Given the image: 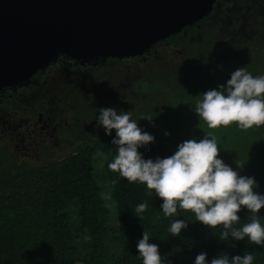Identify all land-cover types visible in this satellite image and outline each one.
<instances>
[{
	"label": "trees",
	"instance_id": "obj_1",
	"mask_svg": "<svg viewBox=\"0 0 264 264\" xmlns=\"http://www.w3.org/2000/svg\"><path fill=\"white\" fill-rule=\"evenodd\" d=\"M218 7L155 46L183 57L186 68L181 75L155 72L127 84L149 95L154 104L147 117L136 113L138 126L155 137L140 151L145 159L164 158L185 140H199L211 131L220 147L218 158L239 175L254 177L255 190L264 194V125L209 130L194 111L196 97L224 84L237 68L264 75V21L251 17L246 21L240 2L225 0ZM84 104L77 116L81 140L56 162L46 166L21 162L0 142V264H142L136 244L144 231L150 243L158 245L162 264H194L201 252L211 261L221 253L231 257L246 250L255 256L253 264H264V247L221 242L222 226L213 236L190 211L178 208L177 216L166 217L154 191L110 171L108 163L116 155L111 143L115 130L112 136L105 135L96 121L102 107ZM141 202L148 207L138 218L133 209ZM239 215L236 227L252 219L246 209ZM258 215L264 218V209ZM173 219L188 224L180 236L168 231Z\"/></svg>",
	"mask_w": 264,
	"mask_h": 264
},
{
	"label": "clouds",
	"instance_id": "obj_2",
	"mask_svg": "<svg viewBox=\"0 0 264 264\" xmlns=\"http://www.w3.org/2000/svg\"><path fill=\"white\" fill-rule=\"evenodd\" d=\"M196 98L195 114L209 130L232 125L247 130L264 125V75L253 76L246 67L237 68L224 84ZM96 121L107 136L115 130L111 143L116 147V155L108 169L128 183L138 182L154 191L162 200L164 216H177L178 208L190 211L213 236L217 226H222L218 237L221 242L245 241L264 247V218L258 215L264 209V194L255 190L254 177L239 175L218 158L220 147L213 132L205 133L199 140H185L172 155L153 160L145 159L140 149L154 143L155 137L138 126L130 111L101 108ZM147 207V202L136 205L134 216L140 218ZM242 209L252 219L236 227ZM187 227L184 220L173 219L168 231L171 236H180ZM150 239L144 231L136 244L142 264H162L159 247ZM254 260L255 256L247 250L231 257L221 253L211 261L201 252L194 264H253Z\"/></svg>",
	"mask_w": 264,
	"mask_h": 264
},
{
	"label": "water",
	"instance_id": "obj_3",
	"mask_svg": "<svg viewBox=\"0 0 264 264\" xmlns=\"http://www.w3.org/2000/svg\"><path fill=\"white\" fill-rule=\"evenodd\" d=\"M218 0H0V92L33 84L62 57L97 66L150 55Z\"/></svg>",
	"mask_w": 264,
	"mask_h": 264
},
{
	"label": "rangeland",
	"instance_id": "obj_4",
	"mask_svg": "<svg viewBox=\"0 0 264 264\" xmlns=\"http://www.w3.org/2000/svg\"><path fill=\"white\" fill-rule=\"evenodd\" d=\"M223 14L224 12L221 17H224ZM183 68L186 67L181 55L172 53L169 49H154L147 61L119 62L90 72L89 70L72 69L58 72L50 78L51 85L55 86L45 97L40 98L35 108L30 105L19 107L22 110L27 108L32 113L22 119L20 115H8L4 111L2 112V109L10 108V104L0 97V139H9L16 135L12 130L9 137H2L5 128L13 123V125L16 124V127L20 125L23 131L30 133L32 142H34L36 136L33 134V130L37 119L40 118H36L34 112L37 109H42L45 118L41 119L54 120L53 126L57 127L58 135L55 137L56 141L53 142L52 139L48 142L42 153L48 158L58 159L72 151L81 140V136L78 134V131L81 130V122L77 116L86 106L84 103L91 107L94 105V107L101 106L102 108L112 107L118 112L130 111L132 118L136 120H138L136 113H144L147 117V112L154 107L153 99L147 94H139L136 90L126 94V78L130 82L132 78L135 80L155 72L165 75L172 72L181 75L184 71ZM29 103L32 104V102ZM69 124L70 128H68ZM5 133L7 132L5 131ZM15 140L18 142L17 139ZM19 146L21 147L20 144ZM32 146L34 147V143Z\"/></svg>",
	"mask_w": 264,
	"mask_h": 264
},
{
	"label": "flooded vegetation",
	"instance_id": "obj_5",
	"mask_svg": "<svg viewBox=\"0 0 264 264\" xmlns=\"http://www.w3.org/2000/svg\"><path fill=\"white\" fill-rule=\"evenodd\" d=\"M232 1L235 5H237L239 2L242 4L243 17L245 18L246 21L250 17L252 19L251 21H255V19H258V18H261L262 21H264V0H232ZM224 2H222L221 0H218L217 3L215 4V7H218L219 5L224 6ZM227 10L230 11V9H227ZM155 48L156 47H154V49ZM151 54L146 55L144 57L119 59V60L117 59L116 61L118 62H112V63L107 62L109 64L104 63L101 65L107 64L106 66H108V65L119 63V62H122V63L123 62H134L136 60L147 61L149 60ZM89 67H93V66H84V65L76 64L74 60L70 58L62 57L61 60H59V62L57 63V65H55L51 69H48L44 73L42 71L38 72L32 78V81L34 83L30 84L28 87L18 88L16 92L15 91L13 92L12 90H8L6 92H0V97L3 98V101H6V103L10 104L9 105L10 108H6L5 110L2 109V112L4 111L8 115H14V114L20 115L21 119L27 114L31 115L32 113H30L27 110V108H24L22 110L19 107H21V105H24V106L30 105L35 108L36 103L40 100V98L45 97L49 93V91H51L52 87L55 86V85L52 86L51 81H50V78L53 74L62 72L64 70H69V69L86 71L89 69ZM126 81L127 82L125 83V85L129 83L128 78H126ZM134 90L135 89L130 86L127 88L126 94H130ZM29 102H32V104H30ZM34 113H35L36 118L40 117L37 119L36 124L34 126V130H33V134L36 136V139L34 140V142H32L30 133H27V131H23L20 125L16 127L15 126L16 124L13 125V123H11L9 127L5 128V131L7 133H5L4 131L3 132L4 135H2V137H9L12 130L16 133V135L9 137V139L7 138L0 139V142L4 147L8 148L11 151V153L15 157H17L21 162H27L30 165H34V166H46L50 163H53V162H56L62 159L68 153H66L64 156L58 159H54L52 157L48 158L42 153L43 148L48 144L50 140L53 139L52 140L53 142L57 140L55 139V137L58 136L57 127L53 126L55 122L54 120L47 121V120L41 119L42 117L45 118V113L42 109H37V111H35ZM81 125L82 124L80 123V126ZM70 126L71 125L69 124L68 128H70ZM15 139H17L18 142ZM6 140L9 141L10 143L7 142ZM32 143H34V147L32 146ZM19 144L21 145V147L19 146Z\"/></svg>",
	"mask_w": 264,
	"mask_h": 264
}]
</instances>
